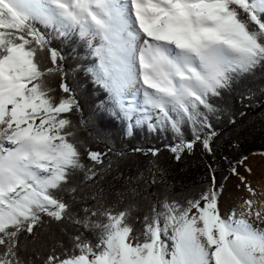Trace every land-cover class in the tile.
Returning <instances> with one entry per match:
<instances>
[{"label":"snow or ice","instance_id":"6c2138e0","mask_svg":"<svg viewBox=\"0 0 264 264\" xmlns=\"http://www.w3.org/2000/svg\"><path fill=\"white\" fill-rule=\"evenodd\" d=\"M73 35L97 60L88 71L106 93L99 107L125 121L128 136L171 131L165 148L179 162L197 143L212 154L215 101L264 69V0H0V264H264V202L243 199L244 211L222 214L225 185L211 165L210 182L181 199L157 196L143 217L134 204L108 203L97 187L108 153L79 136L94 133L71 118L81 111L73 89L61 82L57 97L49 83L65 75L53 40ZM247 159L237 164L250 175ZM148 171L145 189L163 182L158 167ZM229 172L257 195L231 162ZM53 227L67 245L41 242ZM29 243L47 254L34 247L26 259Z\"/></svg>","mask_w":264,"mask_h":264},{"label":"trees","instance_id":"16d2710c","mask_svg":"<svg viewBox=\"0 0 264 264\" xmlns=\"http://www.w3.org/2000/svg\"><path fill=\"white\" fill-rule=\"evenodd\" d=\"M53 46L65 57L62 62L65 75L63 81L61 75L57 74L49 79V83L56 89L54 94L57 97L64 95L59 89L61 82L73 89L81 111L72 114L71 118L74 122L84 119L88 122L89 130L94 133V136H89L87 131L82 130L79 136L87 141L92 150L108 153L104 162L105 165L110 162L111 168L103 174L104 178L97 187L105 190L108 203L119 204L116 211L134 204L137 210L133 212V216L143 217L150 208V201L157 196L181 199L191 190L210 182L209 165L215 169L217 182L224 184V177L230 175L229 162L237 166V161L243 157L261 156L259 153L264 152V69H257L254 74L237 78L231 89L215 101L222 111L218 114V120L215 117L212 120L213 128L218 134L212 141V154L197 143L191 155L186 154L177 162L165 148V145L174 141L171 131L150 132L144 126L133 129V134L128 136L126 122L99 107L106 100V93L93 82L88 71L96 66L97 60L84 41L73 35L63 41L59 38L53 40ZM185 137L191 139V132L187 129ZM113 146L116 151H122L125 155L108 152V148ZM135 148H156L160 152L158 156L152 157L150 154L134 152ZM85 162L91 163L87 160ZM157 167L160 169L157 175L162 177L163 182L145 189L143 181L139 179L140 174L148 176V170L155 171ZM129 187L138 188L140 194L133 196ZM118 190L125 193L123 202L116 195ZM151 193L155 195H150ZM144 196H148V199H144ZM136 226L139 227V224ZM73 231L69 226L68 232ZM40 240L48 246L57 241H63L65 245L68 243V237L55 227L42 232ZM34 247L41 255L47 254L39 245L29 243L27 251L22 255L26 259L33 256ZM37 264L40 262L37 261Z\"/></svg>","mask_w":264,"mask_h":264},{"label":"rangeland","instance_id":"374dc122","mask_svg":"<svg viewBox=\"0 0 264 264\" xmlns=\"http://www.w3.org/2000/svg\"><path fill=\"white\" fill-rule=\"evenodd\" d=\"M245 163L250 166L251 168L257 166H264V158L261 156H253L247 159V161H245ZM238 171L241 173V175H245L247 177V180L251 183V182H255L254 179V172L252 169V173L249 175L244 171V167L242 165H237L236 166ZM225 188H224V193L221 197V201H220V206H221V210H223L224 208L226 209V213L227 210L231 207H234V202H235V197L238 195H240L241 191L246 190L244 185L240 184V181L232 176L231 174L229 175L227 181H225L224 183ZM237 185H240L239 188H237Z\"/></svg>","mask_w":264,"mask_h":264},{"label":"bare ground","instance_id":"6f19581e","mask_svg":"<svg viewBox=\"0 0 264 264\" xmlns=\"http://www.w3.org/2000/svg\"><path fill=\"white\" fill-rule=\"evenodd\" d=\"M252 169L254 172L253 177L256 183L251 182V186L253 189H255L257 195L252 196L247 192V190L241 191L240 195L235 197V202L233 204L237 214L244 211V209L240 207V205L243 203V199H252L257 202H264V166H255ZM222 214H226L225 208L222 210Z\"/></svg>","mask_w":264,"mask_h":264}]
</instances>
